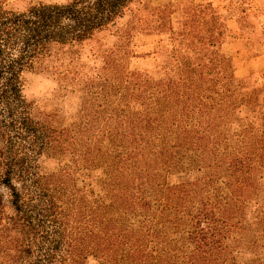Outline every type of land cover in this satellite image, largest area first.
<instances>
[{
  "label": "trees",
  "instance_id": "16d2710c",
  "mask_svg": "<svg viewBox=\"0 0 264 264\" xmlns=\"http://www.w3.org/2000/svg\"><path fill=\"white\" fill-rule=\"evenodd\" d=\"M9 2L0 0V264H264V87L227 74L210 7H160L151 66L129 81L141 0ZM110 33L112 46L81 63ZM33 72L92 98L72 129L35 115L24 94ZM69 149L76 167L102 173L88 199L65 172L41 170V157Z\"/></svg>",
  "mask_w": 264,
  "mask_h": 264
},
{
  "label": "rangeland",
  "instance_id": "374dc122",
  "mask_svg": "<svg viewBox=\"0 0 264 264\" xmlns=\"http://www.w3.org/2000/svg\"><path fill=\"white\" fill-rule=\"evenodd\" d=\"M9 1L11 6L20 9L30 2L62 3L65 0ZM176 3H191L197 7L209 6L211 12L218 16L223 24L222 28H219L224 38L218 54L227 64V74L246 86L264 87V0H141L138 10H133V22L142 35L135 36V54L128 56L125 63V76L129 81H134L140 70L151 66L152 55L149 53L154 50V35L161 26L158 10L162 6ZM204 13L207 11H201L199 15ZM133 16H127V19ZM171 17L179 19L180 16L172 14ZM114 41L112 33L95 38L81 51L80 62L90 64L91 51L96 47L110 48ZM24 86V94L26 99L32 102L35 115L40 117L41 114H46L51 119V125L57 128L72 129L73 126L69 125L77 123L84 116L92 100L79 90L63 85L62 81L49 72L25 74ZM75 163L77 159L70 149L60 158L43 156L39 159L43 172L52 173L56 177L65 172L67 180L71 181L69 184L72 183L74 188L79 189L88 199V183L93 181L90 176L99 178L102 173L96 169L89 174L85 167L80 169ZM163 175L165 182L177 183L175 173L169 175L167 172ZM183 175L181 173L178 176ZM91 186L96 190L93 182Z\"/></svg>",
  "mask_w": 264,
  "mask_h": 264
}]
</instances>
